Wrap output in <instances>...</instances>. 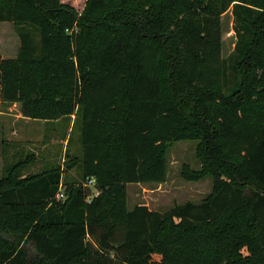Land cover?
I'll use <instances>...</instances> for the list:
<instances>
[{
  "label": "trees",
  "instance_id": "trees-1",
  "mask_svg": "<svg viewBox=\"0 0 264 264\" xmlns=\"http://www.w3.org/2000/svg\"><path fill=\"white\" fill-rule=\"evenodd\" d=\"M0 21L20 39L0 53V101L82 130L66 168L3 169L0 264H264V0H0ZM184 140L201 141L212 192L128 208V184L165 181Z\"/></svg>",
  "mask_w": 264,
  "mask_h": 264
},
{
  "label": "rangeland",
  "instance_id": "rangeland-1",
  "mask_svg": "<svg viewBox=\"0 0 264 264\" xmlns=\"http://www.w3.org/2000/svg\"><path fill=\"white\" fill-rule=\"evenodd\" d=\"M81 12L85 0H61ZM234 17L229 10L222 15V54L227 57L234 49L236 34ZM20 47L17 26L10 21H0V53L5 58H15ZM19 102L0 101V176L9 164L19 161L20 176L42 172L50 167H67L72 154L81 157V124L75 115L60 120L46 121L23 117ZM73 125V130H72ZM199 140L173 141L165 153L167 177L161 183H131L127 186V206L147 204L153 210H167L174 204L187 201L200 202L213 190L214 175L202 176ZM77 158V157H76ZM4 165V166H3ZM196 172L197 178L193 179ZM72 177L80 175L79 169L69 172ZM67 173L64 174L66 179ZM86 184V183H84ZM93 185L86 200L98 195ZM33 252L32 243H26Z\"/></svg>",
  "mask_w": 264,
  "mask_h": 264
},
{
  "label": "built area",
  "instance_id": "built-area-1",
  "mask_svg": "<svg viewBox=\"0 0 264 264\" xmlns=\"http://www.w3.org/2000/svg\"><path fill=\"white\" fill-rule=\"evenodd\" d=\"M92 182H93V180H90V181H89L90 184H91ZM58 197H59V198H62V197H63V194H62V193H59V194H58Z\"/></svg>",
  "mask_w": 264,
  "mask_h": 264
},
{
  "label": "crops",
  "instance_id": "crops-1",
  "mask_svg": "<svg viewBox=\"0 0 264 264\" xmlns=\"http://www.w3.org/2000/svg\"><path fill=\"white\" fill-rule=\"evenodd\" d=\"M85 3H86V0H85ZM3 166H4V165H3ZM2 174H3V173H2ZM1 176H2V175H1ZM1 176H0V177H1Z\"/></svg>",
  "mask_w": 264,
  "mask_h": 264
}]
</instances>
